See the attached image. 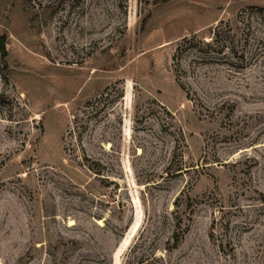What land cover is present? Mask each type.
Listing matches in <instances>:
<instances>
[{
    "label": "rangeland",
    "instance_id": "rangeland-1",
    "mask_svg": "<svg viewBox=\"0 0 264 264\" xmlns=\"http://www.w3.org/2000/svg\"><path fill=\"white\" fill-rule=\"evenodd\" d=\"M0 264H264V0H0Z\"/></svg>",
    "mask_w": 264,
    "mask_h": 264
},
{
    "label": "trees",
    "instance_id": "trees-1",
    "mask_svg": "<svg viewBox=\"0 0 264 264\" xmlns=\"http://www.w3.org/2000/svg\"><path fill=\"white\" fill-rule=\"evenodd\" d=\"M1 52H2V57L3 59L7 57V50H6V43H5V40L2 38L1 39ZM175 240L177 241L178 240V237L176 235V238Z\"/></svg>",
    "mask_w": 264,
    "mask_h": 264
}]
</instances>
